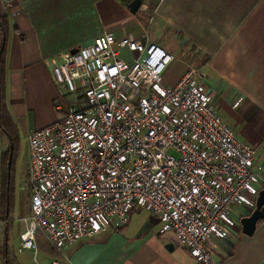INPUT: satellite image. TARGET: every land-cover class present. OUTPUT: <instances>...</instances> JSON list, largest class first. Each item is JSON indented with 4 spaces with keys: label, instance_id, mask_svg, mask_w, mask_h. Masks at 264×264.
Masks as SVG:
<instances>
[{
    "label": "built area",
    "instance_id": "obj_1",
    "mask_svg": "<svg viewBox=\"0 0 264 264\" xmlns=\"http://www.w3.org/2000/svg\"><path fill=\"white\" fill-rule=\"evenodd\" d=\"M177 56L148 37L112 32L57 56L50 70L59 116L27 134L21 248L35 252L39 232L59 254L47 264H73L67 247L118 232L145 209L195 260L219 264L211 237L235 225L232 207L254 210L264 177L256 148L222 120L197 68L164 84Z\"/></svg>",
    "mask_w": 264,
    "mask_h": 264
},
{
    "label": "crops",
    "instance_id": "obj_2",
    "mask_svg": "<svg viewBox=\"0 0 264 264\" xmlns=\"http://www.w3.org/2000/svg\"><path fill=\"white\" fill-rule=\"evenodd\" d=\"M155 1L142 3L134 15L121 0H0V18L4 17L7 29L5 106L17 126V150L12 173L7 174L6 180L5 161L12 143L0 129V264H4V243L13 264H47L59 257L39 232L34 237L35 252L19 244L18 238L27 228L23 218L29 214L28 158L23 172L24 205H20L17 196L19 152L22 141L28 147L27 134L58 118L50 70L57 56L88 44L95 36L112 32L135 41L148 37L152 42L164 43L161 45L178 56L193 43L198 55L217 57L233 69L232 76L220 78L218 87L213 82V87L203 88L212 97L216 91V98H244L240 97L233 107L224 97L218 101V112L223 108L230 118L223 119L225 123L232 127L229 120L237 123L241 114L250 117L257 113L259 126L264 127V0H161L152 14ZM2 38L0 22V43ZM174 42L178 44H166ZM187 68L188 64L176 80L164 84L174 85ZM260 132L264 135V130ZM235 135L256 148L254 165L264 177V151L257 152L264 148V138L249 135L246 128ZM5 207L7 214L3 213ZM230 212L235 225H226V236L211 237L212 256L219 264H264V219L247 236L240 230V219L248 212L241 207H232ZM129 222L130 219L118 232L99 234L70 245L63 256L73 264H201L178 245L173 233H160L161 221L150 213L135 231L130 232ZM170 243L172 247H166Z\"/></svg>",
    "mask_w": 264,
    "mask_h": 264
},
{
    "label": "rangeland",
    "instance_id": "obj_3",
    "mask_svg": "<svg viewBox=\"0 0 264 264\" xmlns=\"http://www.w3.org/2000/svg\"><path fill=\"white\" fill-rule=\"evenodd\" d=\"M151 10H153V5ZM140 13V12H139ZM150 10H148V14L147 17L149 18L151 16L150 14ZM145 16V19L147 18ZM147 18V19H148ZM147 31V29H146ZM164 44V43H161ZM168 45H174L176 46L178 43H166ZM188 49H186L185 51H183V53H181L182 55L177 56L176 54V60L172 61L170 64H168V67L164 73V82H171L177 79L178 76H180L182 69L185 67L186 64H188L189 66L195 67L198 69V72L201 74V80L204 84L205 87H207L206 89H209L211 87H213V82H214V86L218 87V84L221 83V79L220 78H227V76H232L231 72L233 71V69H231L230 66H228L225 63H221L218 61L217 57H207V55L205 54H200L198 55L197 51H195V47L193 43H189L187 46ZM207 59V60H206ZM203 61V62H202ZM213 79V81H212ZM240 96V95H238ZM213 97H214V103L216 106H218V108H220L218 101H220V99H223L221 96L219 98H216V91L213 92ZM241 97V96H240ZM227 97H224L225 101L229 102L230 106L233 107L234 104V100L230 98L226 99ZM241 99H244L243 97H241ZM217 103V104H216ZM56 112V111H55ZM57 116H59V114L56 112ZM219 115H221L220 117H222V120L225 119H230L228 117V112L224 111L223 108L220 109V112H218ZM241 114V113H240ZM257 113H253L250 117H247V114H241L240 119L237 123H234L232 121L229 120V123H231L234 127L235 132H241L242 129L246 128V131L248 132L249 135L254 136L255 138L257 136H261L262 138H264V135H262V133L260 131L264 130V127H260L259 126V117L256 116ZM256 116V117H254ZM224 121V120H223ZM225 122V121H224ZM264 126V125H263ZM251 129H254L253 132L251 133ZM240 136V135H239ZM238 136V137H239ZM241 138V136L239 137ZM254 138V139H255ZM263 144V139L261 141ZM26 141H22V145H21V149H20V159H19V173H18V179L16 180V182L18 183V188H17V196H18V200L20 205H24V199H25V184H24V169H25V165H26V160L28 158V151H27V146H26ZM259 150V149H258ZM257 152H263L264 148L261 149V151L259 150ZM21 176V177H20ZM21 179V181H20ZM16 184V183H15ZM23 212V209H21ZM21 214V213H20ZM147 217H149V213L145 210V209H135L134 212H132L131 216H130V222H129V228H130V232L132 230H136L143 222L145 219H147ZM152 231L155 232V230L153 229ZM106 233H112V232H106ZM100 234H104V233H100ZM99 235V234H98ZM105 235V234H104ZM97 236V235H96ZM95 236V237H96ZM127 237V236H126ZM126 245V243H125ZM104 247H107V245H104ZM127 249L129 247L124 246ZM125 250V248L123 249Z\"/></svg>",
    "mask_w": 264,
    "mask_h": 264
},
{
    "label": "trees",
    "instance_id": "obj_4",
    "mask_svg": "<svg viewBox=\"0 0 264 264\" xmlns=\"http://www.w3.org/2000/svg\"><path fill=\"white\" fill-rule=\"evenodd\" d=\"M132 0H121V3H124L127 7L128 4L131 2ZM0 22H1V34L3 36L2 41L0 43V129L9 137V139L11 140L12 143V147L9 151V153L6 156V173L5 175V180L8 177V175L10 176L12 173V160L15 157V151L17 150V126L15 123H13L14 121L11 119V117L8 114V111L6 109L5 106V71H6V51H5V42H6V33H7V29L5 27V20L4 17L0 18ZM10 155V162L7 163L8 161V157ZM9 173V174H8ZM8 174V175H7ZM7 197L9 195V191H6ZM6 205L9 204V200H7L5 202ZM5 214L8 213V208L5 207L4 212ZM1 256L2 259L4 261V264H13L10 256H9V252H8V248L7 245L4 243L1 247Z\"/></svg>",
    "mask_w": 264,
    "mask_h": 264
},
{
    "label": "water",
    "instance_id": "obj_5",
    "mask_svg": "<svg viewBox=\"0 0 264 264\" xmlns=\"http://www.w3.org/2000/svg\"><path fill=\"white\" fill-rule=\"evenodd\" d=\"M141 0H132L128 4L129 11L135 15L138 9L141 6ZM78 50V47L72 48L69 53L74 54ZM264 219V189H260L257 200L256 206L254 210L246 216H242L240 219V226L241 232L247 236H251L256 228V224ZM166 247L171 248L172 245L170 243L166 245Z\"/></svg>",
    "mask_w": 264,
    "mask_h": 264
}]
</instances>
